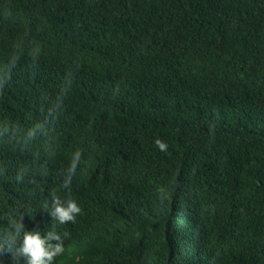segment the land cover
I'll use <instances>...</instances> for the list:
<instances>
[{
	"label": "trees",
	"instance_id": "16d2710c",
	"mask_svg": "<svg viewBox=\"0 0 264 264\" xmlns=\"http://www.w3.org/2000/svg\"><path fill=\"white\" fill-rule=\"evenodd\" d=\"M21 215L53 264H264V0H0V264Z\"/></svg>",
	"mask_w": 264,
	"mask_h": 264
},
{
	"label": "clouds",
	"instance_id": "9594fccd",
	"mask_svg": "<svg viewBox=\"0 0 264 264\" xmlns=\"http://www.w3.org/2000/svg\"><path fill=\"white\" fill-rule=\"evenodd\" d=\"M155 143L163 151L166 150V144L161 140ZM81 159V153L75 152L72 156L69 174L75 172ZM45 210L52 217V220L65 224L69 221H75L76 215L82 209L74 199H61L53 194L51 205L45 206ZM67 233H59L55 226L52 230L41 232L40 230H27L23 223V215L19 220L13 219L11 228L5 233V240L8 244L19 245L18 251L27 257V264H53L55 257L64 252V238Z\"/></svg>",
	"mask_w": 264,
	"mask_h": 264
}]
</instances>
